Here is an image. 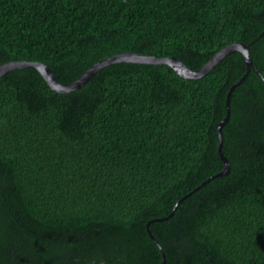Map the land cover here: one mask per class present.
Listing matches in <instances>:
<instances>
[{"label": "trees", "instance_id": "trees-1", "mask_svg": "<svg viewBox=\"0 0 264 264\" xmlns=\"http://www.w3.org/2000/svg\"><path fill=\"white\" fill-rule=\"evenodd\" d=\"M236 42L264 76V0H0V65L40 61L64 84L119 53L197 69ZM245 71L233 51L198 78L112 63L70 92L30 67L0 76V264H162L160 248L166 264H264L252 67L215 176Z\"/></svg>", "mask_w": 264, "mask_h": 264}, {"label": "water", "instance_id": "water-1", "mask_svg": "<svg viewBox=\"0 0 264 264\" xmlns=\"http://www.w3.org/2000/svg\"><path fill=\"white\" fill-rule=\"evenodd\" d=\"M233 51H238L242 53L245 59L246 64V71L244 74L229 88L227 94H226V100H225V109L226 114L220 120L216 125V132L218 137V144H217V152L219 154L220 159L224 163V169L220 172H218L215 176H222L225 175L229 171V161L228 159L223 155L221 151L222 147V133L221 129L224 123L227 121L229 117V98H230V92L232 89L242 81L245 76L247 75L249 68L252 67L257 75L262 79L264 82V76L260 73V71L254 66L248 51V45L236 42V43H230L222 48H220L205 64H203L200 68L197 69H191L186 64H184L181 60L174 56H162L157 57L153 54H144L139 52H126V53H119L112 56H108L106 58L101 59L100 61L94 63L92 66H90L87 70H85L79 77H77L74 81L70 83H61L57 80L55 77L53 71L50 69V67L40 61H27V60H15V61H9L6 63H3L0 65V76L6 74L9 71H12L14 69H20V68H26L30 67L33 69H36L41 76L44 78V80L47 82V84L52 88L53 90L57 92H70L73 91L79 87H81L96 71L100 70L104 66H107L112 63L116 62H138V63H148V64H166L172 69H174L178 75L184 77V78H198L206 74L208 71H210L225 55L228 53H231ZM178 204V202H177ZM177 206V205H176ZM175 206V207H176ZM158 220H161L160 218ZM155 221L150 220L147 222V231L150 233V230L148 228L149 223ZM152 239L154 237L152 236ZM155 240V239H154ZM157 242V241H156ZM158 244V243H157ZM161 256H162V264H166L165 261V255L163 253V250L160 248Z\"/></svg>", "mask_w": 264, "mask_h": 264}]
</instances>
